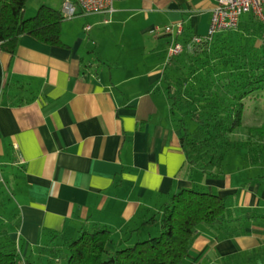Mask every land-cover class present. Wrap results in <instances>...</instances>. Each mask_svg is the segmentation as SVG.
<instances>
[{
	"label": "crops",
	"instance_id": "1",
	"mask_svg": "<svg viewBox=\"0 0 264 264\" xmlns=\"http://www.w3.org/2000/svg\"><path fill=\"white\" fill-rule=\"evenodd\" d=\"M214 5L115 0L111 11L66 18L63 45L24 34L10 54L0 42V235L23 257L46 256L54 233L72 239L82 227L120 238L183 188L264 209V179L245 187L243 173L208 176L188 161L162 84L171 45L206 35ZM179 23L181 35L165 32ZM262 247L258 219L235 238L200 229L186 264H240Z\"/></svg>",
	"mask_w": 264,
	"mask_h": 264
},
{
	"label": "trees",
	"instance_id": "2",
	"mask_svg": "<svg viewBox=\"0 0 264 264\" xmlns=\"http://www.w3.org/2000/svg\"><path fill=\"white\" fill-rule=\"evenodd\" d=\"M27 2L0 1L2 49L14 54L24 34L63 45L64 11L44 3L25 17ZM250 22L248 32L226 30L211 41L191 44L176 38L184 48L171 56L162 77L188 161L208 176L243 173L245 187L264 179V117L250 122L264 101V39L257 43L264 25L252 15ZM251 218L264 222V209L234 208L216 192L183 188L141 224L124 228L120 238L105 226L82 227L75 239L54 233L45 258L23 257L8 234L0 235V264H42L43 259L47 264H186L200 229L222 239L235 238L246 232ZM156 221L159 235L149 232L148 238L134 241ZM262 249L245 251L240 264H264Z\"/></svg>",
	"mask_w": 264,
	"mask_h": 264
},
{
	"label": "built area",
	"instance_id": "3",
	"mask_svg": "<svg viewBox=\"0 0 264 264\" xmlns=\"http://www.w3.org/2000/svg\"><path fill=\"white\" fill-rule=\"evenodd\" d=\"M115 0H64L63 11L67 18L79 14L102 13L112 10ZM261 21L264 25V0H215L212 9L211 22L206 35H196L191 44L211 41L220 32L234 30L239 27L242 16L245 13ZM89 29L90 26H87ZM184 31L182 23L176 27L166 26L165 32L172 35H181ZM264 39V29L262 33ZM184 46L179 41H174L170 47V56L178 55ZM0 164V184L5 183Z\"/></svg>",
	"mask_w": 264,
	"mask_h": 264
},
{
	"label": "rangeland",
	"instance_id": "4",
	"mask_svg": "<svg viewBox=\"0 0 264 264\" xmlns=\"http://www.w3.org/2000/svg\"><path fill=\"white\" fill-rule=\"evenodd\" d=\"M49 2H51V3H49ZM44 3H47V4L49 3L52 6L57 7V8H61V6H62L61 5V0H28L26 12H25V17H30V16L34 15L37 12L39 6H41ZM250 17H251V13H249V12L245 13L242 16V18H241V21H240V24H239L240 27H238V29H242L243 28L245 30V32H248L249 31L248 30V26L249 25H250L249 27L252 26V23L251 22L249 23V18ZM262 42H263V38H262V36H260V39L258 38L257 43L258 44H261ZM260 106H262V108H259V110H258V112H257V114L255 116V119H253L252 121H250L251 123H255L257 121L259 122L262 119V117H264V101L261 102ZM260 115L262 116L261 118H260ZM5 174H7V171L5 172ZM10 197H11V199H14L13 196H10ZM11 199H9L7 202L9 203V202L13 201ZM2 208L3 207L0 206V211H2ZM132 225L133 226H136L134 224H132ZM149 230L153 232L152 234L154 236L155 235L156 236L159 235L160 234V222L159 221H156V222H153V223L149 224L148 226L144 227L134 237V241H136L137 239L138 240L139 239L140 240H144V239L148 238V234L150 232ZM33 258H35V257H33ZM40 263L47 264V260L46 259H43V260L40 261ZM63 264H64V261H63Z\"/></svg>",
	"mask_w": 264,
	"mask_h": 264
}]
</instances>
